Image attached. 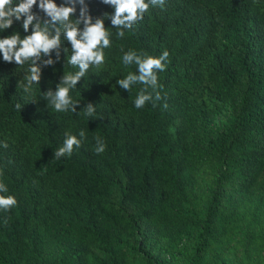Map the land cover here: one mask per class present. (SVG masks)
Listing matches in <instances>:
<instances>
[{"label":"trees","instance_id":"obj_1","mask_svg":"<svg viewBox=\"0 0 264 264\" xmlns=\"http://www.w3.org/2000/svg\"><path fill=\"white\" fill-rule=\"evenodd\" d=\"M86 3L111 47L70 90L75 113L43 96L78 71L70 42L42 64L31 95L18 88L25 70L0 53V183L17 200L0 210V264H264V0H166L123 38L111 5ZM32 11L49 19L39 0ZM13 19L0 38L31 34ZM128 50L169 52L155 107H135L142 84L117 83L138 74L123 63ZM81 129L82 146L54 159Z\"/></svg>","mask_w":264,"mask_h":264},{"label":"clouds","instance_id":"obj_2","mask_svg":"<svg viewBox=\"0 0 264 264\" xmlns=\"http://www.w3.org/2000/svg\"><path fill=\"white\" fill-rule=\"evenodd\" d=\"M103 3L114 8V13H106L105 16L111 20L112 28L118 29L115 33L117 38H123L126 29L131 30L134 25L142 21L150 5L162 10L166 6V0H103ZM36 4L37 0H0V31L11 27L13 18L20 20L22 17L25 32L32 28L31 34L24 37H21L19 32H15L0 38V53L4 61H15L25 70L27 74L20 80L18 88H22L25 94L31 95L33 85H39L41 80L42 64L55 63L51 58L53 50L56 51V58L59 59L62 37L70 42L71 53L67 58V64L78 68V71L65 72L56 90L49 89L43 93V96L54 112L75 113L79 102H74L69 92L76 88L77 83L85 77L90 67L99 68L104 63V50L111 47L109 38L111 33L109 28L105 27L104 17L93 18L86 0H65L61 5H57L55 0H39L40 10L49 18L46 20L39 18L32 11ZM78 4L81 6L79 16L74 19ZM81 24L83 28L80 27ZM168 56L167 50L159 57L137 53L135 50H128L123 54V63L136 65L138 74L129 72L117 83L129 92L134 85H143L134 99L137 109L143 108L148 102H152L155 107L156 102L162 99L158 91L160 86L157 72L165 70L164 61ZM22 107L19 103L15 105L17 110H21ZM164 107L167 108L166 103ZM82 111L88 118H92L95 117L96 107L89 103ZM86 139L87 135L83 129L78 134L66 132L63 146L55 150L54 159L71 156L74 148L81 147ZM95 141L94 151L97 154L103 153L106 149L104 140L96 136ZM0 145L5 149L8 148L7 142H0ZM5 193H8L7 185L0 183V210L9 211L17 204V200L13 195H5Z\"/></svg>","mask_w":264,"mask_h":264}]
</instances>
